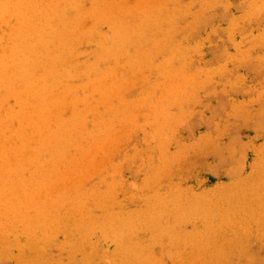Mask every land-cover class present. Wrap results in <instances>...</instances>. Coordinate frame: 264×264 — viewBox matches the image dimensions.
Here are the masks:
<instances>
[{
    "label": "rangeland",
    "instance_id": "374dc122",
    "mask_svg": "<svg viewBox=\"0 0 264 264\" xmlns=\"http://www.w3.org/2000/svg\"><path fill=\"white\" fill-rule=\"evenodd\" d=\"M0 264H264V0H0Z\"/></svg>",
    "mask_w": 264,
    "mask_h": 264
}]
</instances>
